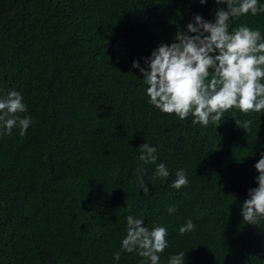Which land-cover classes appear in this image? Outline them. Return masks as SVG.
Wrapping results in <instances>:
<instances>
[{
	"label": "trees",
	"instance_id": "trees-1",
	"mask_svg": "<svg viewBox=\"0 0 264 264\" xmlns=\"http://www.w3.org/2000/svg\"><path fill=\"white\" fill-rule=\"evenodd\" d=\"M226 7L0 0V95L19 91L32 117L24 135L14 128L0 136V264H117L114 252L118 264H138L141 257L120 250L129 214L167 228L160 264L180 251L185 264H264V220L244 224L240 215L257 187L264 112L233 108L207 126L190 115L180 120L148 103L143 75L132 67H144L143 58L173 43L195 15L213 21ZM241 25L264 37V13L234 19L230 30ZM146 142L157 147L168 178L138 159ZM179 169L189 183L176 190L170 184ZM188 219L195 230L181 235Z\"/></svg>",
	"mask_w": 264,
	"mask_h": 264
},
{
	"label": "clouds",
	"instance_id": "clouds-1",
	"mask_svg": "<svg viewBox=\"0 0 264 264\" xmlns=\"http://www.w3.org/2000/svg\"><path fill=\"white\" fill-rule=\"evenodd\" d=\"M199 2L205 5L208 0ZM216 3L227 7L218 8L213 21L195 15L185 30L176 32L173 43H162L143 58L144 67L138 61L132 64L143 75L149 104L180 120L190 115L193 124L202 126L219 122L224 112L233 108L245 114L264 112V37L259 29L247 25L230 30L232 20L264 13V3L259 0H216ZM27 113V104L19 91L9 90L0 95V136L11 135L14 128L24 135L32 124ZM250 123L244 121L243 128L248 129ZM138 150V159L143 164L155 165L156 178L169 177L166 164L157 163L156 146L146 142ZM254 167L258 172L257 187L249 189L240 212L243 223L251 225L264 220V155ZM188 183L185 171L179 169L170 187L179 190ZM143 189L148 192L146 186ZM176 210L175 205L167 207L170 215ZM125 220L120 250L141 257L138 264H160V253L169 247L167 228L156 224L149 228L143 217L131 214ZM194 230L191 219L178 228L181 235ZM120 258V252L113 253L114 262L118 264ZM166 264H185V252L169 254Z\"/></svg>",
	"mask_w": 264,
	"mask_h": 264
}]
</instances>
